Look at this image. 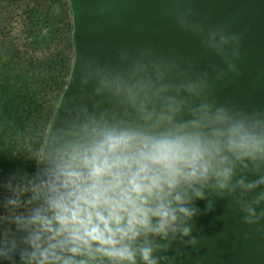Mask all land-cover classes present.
<instances>
[{
	"label": "clouds",
	"instance_id": "9594fccd",
	"mask_svg": "<svg viewBox=\"0 0 264 264\" xmlns=\"http://www.w3.org/2000/svg\"><path fill=\"white\" fill-rule=\"evenodd\" d=\"M182 27H189L182 19ZM200 32L203 28L194 26ZM219 35V42L216 38ZM237 42L235 35L210 32L205 42L218 53ZM238 56V52L235 53ZM230 68H234L229 64ZM137 62L125 79L97 66L99 86L123 95L136 122L107 111L89 112L47 130L38 171L13 174L12 192L0 213V259L16 264H160L177 236L190 237L187 222L205 192L242 195L264 186V118L210 103L196 106L163 94ZM87 83V80L84 81ZM186 91L199 95L196 84ZM153 98L162 101L159 106ZM177 117H180L177 119ZM238 171L257 175L246 182ZM27 195L26 200L21 196ZM264 192L245 203L244 223L264 220ZM23 207L24 211L17 209ZM211 210V202L206 205ZM22 234V235H17ZM164 241V244L159 243ZM189 244L195 246L192 237Z\"/></svg>",
	"mask_w": 264,
	"mask_h": 264
},
{
	"label": "water",
	"instance_id": "95a60500",
	"mask_svg": "<svg viewBox=\"0 0 264 264\" xmlns=\"http://www.w3.org/2000/svg\"><path fill=\"white\" fill-rule=\"evenodd\" d=\"M68 2L73 60L47 130L74 120L85 107L89 112L107 111L117 120L136 122L137 115L123 95L107 90L95 94L99 86L95 68L128 79L137 62L147 69L137 78L146 75L156 87L168 85L163 95L185 101V107L206 102L264 118V0ZM182 19L189 27L181 26ZM220 31L238 37L237 42L224 46L223 54L205 43L210 32ZM189 84H196L200 94L186 91ZM153 102L159 106L162 101L153 98ZM45 140L46 135L43 145ZM39 167L37 162V171ZM259 175H264V165ZM241 176H246V182L258 178L238 171L233 183ZM261 192L264 186L243 195L239 189L234 194L206 190V200L195 201L196 215L187 222L190 237L170 239L169 251L155 253L169 258L160 264H264V220L249 226L242 211ZM209 202L211 210L206 208ZM262 210L264 202L256 208L257 213ZM192 237L197 239L195 246L189 244ZM15 259L20 264L19 256ZM0 264L9 261L0 259Z\"/></svg>",
	"mask_w": 264,
	"mask_h": 264
},
{
	"label": "trees",
	"instance_id": "16d2710c",
	"mask_svg": "<svg viewBox=\"0 0 264 264\" xmlns=\"http://www.w3.org/2000/svg\"><path fill=\"white\" fill-rule=\"evenodd\" d=\"M71 31L68 0H0V213L12 196L8 179L37 172L71 69Z\"/></svg>",
	"mask_w": 264,
	"mask_h": 264
},
{
	"label": "rangeland",
	"instance_id": "374dc122",
	"mask_svg": "<svg viewBox=\"0 0 264 264\" xmlns=\"http://www.w3.org/2000/svg\"><path fill=\"white\" fill-rule=\"evenodd\" d=\"M15 20V22H14V26H16L17 25V27H19V25H18V23H19V21H18V19H14ZM16 33V32H15Z\"/></svg>",
	"mask_w": 264,
	"mask_h": 264
}]
</instances>
